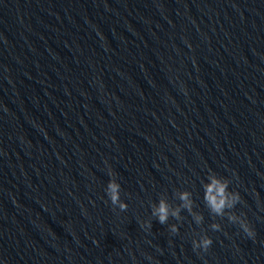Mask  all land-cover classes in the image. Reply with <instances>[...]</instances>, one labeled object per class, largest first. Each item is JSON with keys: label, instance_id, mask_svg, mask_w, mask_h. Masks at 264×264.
<instances>
[{"label": "water", "instance_id": "95a60500", "mask_svg": "<svg viewBox=\"0 0 264 264\" xmlns=\"http://www.w3.org/2000/svg\"><path fill=\"white\" fill-rule=\"evenodd\" d=\"M0 264H264V0H0Z\"/></svg>", "mask_w": 264, "mask_h": 264}, {"label": "clouds", "instance_id": "9594fccd", "mask_svg": "<svg viewBox=\"0 0 264 264\" xmlns=\"http://www.w3.org/2000/svg\"><path fill=\"white\" fill-rule=\"evenodd\" d=\"M109 175L112 178L109 180L105 192L114 208L118 207L121 211H125L127 210L128 205L120 198L121 185L115 179V175L112 173L111 169L109 170ZM229 184L230 181L227 178L214 174L210 175L208 177V182L204 185V203L210 213L214 216H227L230 222L238 223L240 228L247 234L248 237L254 238L255 232L247 219L244 217L243 213L238 216L232 211H226L234 209L237 203L241 202L239 192L229 191ZM179 200L181 202V206L172 208L166 200L160 199L157 204L152 205L151 215L155 217L161 225H164L167 224L169 217L179 221L181 219V209H184L192 214L195 223L200 225L203 221V217L192 212L190 193L181 192L179 194ZM143 226L150 229L152 226L151 221L144 222ZM210 227L214 231H219L221 229V225L219 223H213ZM169 231L171 234L175 235L178 233L179 228L176 224H172L169 227ZM212 243L213 241L211 237L204 234L201 235L199 239L192 240V248L193 251L203 250L206 252L209 250Z\"/></svg>", "mask_w": 264, "mask_h": 264}]
</instances>
